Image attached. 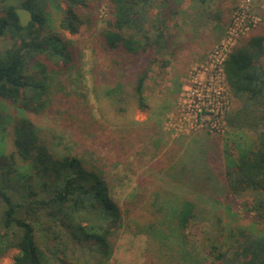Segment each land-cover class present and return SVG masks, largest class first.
Instances as JSON below:
<instances>
[{
  "label": "trees",
  "instance_id": "16d2710c",
  "mask_svg": "<svg viewBox=\"0 0 264 264\" xmlns=\"http://www.w3.org/2000/svg\"><path fill=\"white\" fill-rule=\"evenodd\" d=\"M178 2L107 0L96 35L100 55L107 61L99 80L103 83L93 91L100 118L111 114L125 120L136 108H151L152 66L160 64L167 70L185 50L172 35ZM18 8L33 13L25 27L20 25ZM84 8L87 0H18L16 5H0V41L10 43L0 50V102L36 114H59L52 96H71L67 89L83 77L80 49L64 33L84 30ZM53 9L60 15L57 27ZM208 12L217 22L214 30L226 31L232 19L220 16L219 7ZM255 31L238 40L223 64L230 110L222 119V134L235 145L236 153L230 146L223 165L202 146L189 143L180 156V169L171 168L175 184H168L170 190L164 193L157 189L145 193L140 183L123 204L118 203L114 185L97 161L56 151L32 121L13 118L0 105V133L13 123L15 146L12 153L0 155V260L13 256V264H108L116 239L141 200L153 218L136 222L150 245L145 264H264V233L241 226L225 228L203 250L189 237L201 220L194 195L208 184V163L219 168L228 194L257 195L244 208L264 225V25ZM133 63L140 70L129 92L123 79ZM82 98L79 104H89L87 95ZM154 100L160 108L162 99ZM72 108L77 109L76 103ZM21 168L26 171L20 172Z\"/></svg>",
  "mask_w": 264,
  "mask_h": 264
},
{
  "label": "rangeland",
  "instance_id": "374dc122",
  "mask_svg": "<svg viewBox=\"0 0 264 264\" xmlns=\"http://www.w3.org/2000/svg\"><path fill=\"white\" fill-rule=\"evenodd\" d=\"M244 1L180 0L175 3L178 13L172 22L173 27L175 24L172 35L177 43L184 45L185 50L180 54L179 61L167 70L163 71L160 64L152 66L149 74L153 98L149 103L151 108L144 111L136 108L131 115H126L125 120H117L111 114L100 118V108L93 93L96 87L100 89L99 86L103 82L99 80L103 79L102 73L106 69L107 61L100 55L96 35L106 16L107 0H87L88 8L81 10V15L86 20L84 30L76 35L64 33L80 49L83 77L81 82L67 89L66 92H72L71 96L65 93L52 96L51 100L55 101L56 98L58 101L53 108L59 114L51 111L36 114L19 110L11 104L0 102V105L11 117L32 121L42 133V137L48 140L56 151L70 155L79 154L88 161H97L109 175L114 185V198L118 203L123 204L140 183L145 193L153 189L164 193L170 190L168 184H175V171L171 168L175 166L176 170L180 169L177 167L181 162L180 156L189 143L202 146L211 153L212 158H218L223 165L226 164V150H230V146V152L236 153L235 145L227 142L225 134H215L202 129L185 131L184 135L179 132L180 128L172 130L167 124L168 116L176 114L180 98L187 99L186 89L190 88L192 80L205 81L208 78L213 69V66L207 63L210 55L226 36L227 30L220 33L214 30L217 22L211 18L212 14L208 15V11L214 12L219 7L220 16L230 14L232 18L233 12L228 13L227 9L234 11ZM251 3L260 17V22L251 31L255 33V30L264 25V0H252ZM4 4L16 5L18 0H0V5ZM52 12L57 27L60 15L55 9ZM90 25H93L91 30ZM217 36H220L218 40ZM9 46V42L0 41V50ZM138 70L140 65L136 66L134 63L125 69L123 81L129 92L134 87ZM162 89L165 90L163 95L158 92ZM82 95L88 96L89 104L77 102L80 99L83 101ZM156 98L162 99L160 108L156 106ZM75 103L77 109L72 108ZM13 131V123L1 131L0 155H8L15 150ZM207 166L210 173L205 175V182L208 183L206 188H195L197 192L194 198L202 216L189 232L194 247L198 250L206 249L211 240L223 232L222 229L233 226L247 227L259 234L264 233V225L244 208V204L253 202L257 195L250 191L240 195L228 194L226 181L220 175L219 168L213 163H208ZM25 171L24 168L20 169V172ZM131 218L125 230L116 239L114 254L108 264H145L146 250L150 245L148 236L139 232L140 228L136 222L146 223L153 220L151 211L146 206L142 208L140 200L132 208ZM0 264H13V256L1 259Z\"/></svg>",
  "mask_w": 264,
  "mask_h": 264
},
{
  "label": "built area",
  "instance_id": "2783aa9c",
  "mask_svg": "<svg viewBox=\"0 0 264 264\" xmlns=\"http://www.w3.org/2000/svg\"><path fill=\"white\" fill-rule=\"evenodd\" d=\"M252 0H245L232 14V20L222 43L210 55L208 65L213 66L205 81L192 80L187 99L180 98L176 114L168 116V126L181 133L205 129L210 132L223 131L222 119L230 110V98L223 64L229 53L243 36L248 35L260 22ZM262 1V0H261ZM215 67V68H214Z\"/></svg>",
  "mask_w": 264,
  "mask_h": 264
},
{
  "label": "water",
  "instance_id": "95a60500",
  "mask_svg": "<svg viewBox=\"0 0 264 264\" xmlns=\"http://www.w3.org/2000/svg\"><path fill=\"white\" fill-rule=\"evenodd\" d=\"M16 14L22 27L27 26L33 20V13L29 9L18 8L16 9Z\"/></svg>",
  "mask_w": 264,
  "mask_h": 264
},
{
  "label": "crops",
  "instance_id": "0c3cea01",
  "mask_svg": "<svg viewBox=\"0 0 264 264\" xmlns=\"http://www.w3.org/2000/svg\"><path fill=\"white\" fill-rule=\"evenodd\" d=\"M228 17L230 18V14H228ZM219 33L221 32V31H218ZM220 36H217L216 37V40H218V38H219Z\"/></svg>",
  "mask_w": 264,
  "mask_h": 264
}]
</instances>
